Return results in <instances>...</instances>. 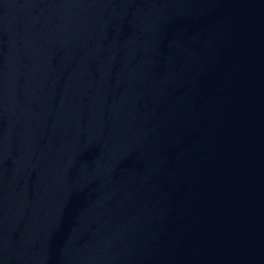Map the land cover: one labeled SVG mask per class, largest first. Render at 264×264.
Returning a JSON list of instances; mask_svg holds the SVG:
<instances>
[{
    "label": "water",
    "instance_id": "water-1",
    "mask_svg": "<svg viewBox=\"0 0 264 264\" xmlns=\"http://www.w3.org/2000/svg\"><path fill=\"white\" fill-rule=\"evenodd\" d=\"M0 264H264V0H0Z\"/></svg>",
    "mask_w": 264,
    "mask_h": 264
}]
</instances>
